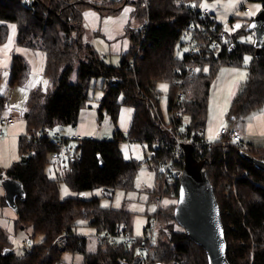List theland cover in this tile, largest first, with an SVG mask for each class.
I'll use <instances>...</instances> for the list:
<instances>
[{"label":"trees","instance_id":"obj_1","mask_svg":"<svg viewBox=\"0 0 264 264\" xmlns=\"http://www.w3.org/2000/svg\"><path fill=\"white\" fill-rule=\"evenodd\" d=\"M205 1L209 0H0V41L8 35V23L15 22L17 43L44 53L43 73L50 80L47 89L38 85L29 91L23 113L27 130L33 124L39 128L76 125L80 110L89 99L92 79L101 77L104 95L99 115L102 117L107 112L113 123H117L121 103L118 96L122 94V103L134 107L130 134L138 141L149 143L151 157L158 167L159 159L169 157L172 152L169 145L164 149L152 146L154 141L170 140L168 131L161 127L160 120L164 118L158 83L163 80L169 83L168 108L173 106L180 112L188 134L195 140H204L211 80L221 64H242L245 53L252 56L247 65L248 77L232 99L229 116L232 120L238 119L264 106V43L257 51L255 33L250 28L253 17L239 30L234 33L227 30L221 37L223 23L213 13L204 12ZM129 4L135 5L128 25L132 45L122 54L120 64H112L92 43L84 12L93 7L102 15H115ZM139 20L143 25L133 27ZM244 31L251 32L254 39L239 41L238 36ZM185 45L188 49L178 55L177 51ZM206 64L210 65V72L203 70ZM30 69L26 56L14 53L10 82L25 83ZM74 74L76 80H72ZM179 93L182 98L176 104ZM6 107L7 100L0 94V115ZM123 138L122 131L117 129L113 138L87 139L78 144L81 158L72 157L63 162L50 157L56 149L52 140L37 141L26 134L19 136L21 157H27L5 170L6 177L16 180L23 188V194L12 202L17 215L16 226L21 229L31 226L33 236L41 234L42 239L19 255L7 231L0 226V264H52L60 259L61 252L52 246L53 240L65 231L69 233L66 249L81 253V264L134 261L139 255L137 246L142 243L141 238L130 244L122 239L104 240L98 242L95 250L88 251L87 238L75 233L82 220L96 227L98 232L117 234L122 229L132 232L130 210L102 206L96 196L61 198L59 190L61 181L78 191L102 186L110 195L118 188H134L140 163L124 157L120 148ZM30 151L33 154H29ZM244 151L264 159V145L228 144L224 151L221 141L195 149L194 156L202 163L214 186L230 264H264V170L243 156ZM49 163L54 165L57 177H50ZM183 167L184 157L178 162V168ZM233 177H236V191L228 193L225 184ZM162 179L159 175L161 185ZM165 184L164 194L179 195L180 176ZM5 201L9 202L7 198ZM175 205L154 214L158 218V230L150 249L151 262L209 264L204 247L191 239L176 220ZM8 247L13 249L5 253Z\"/></svg>","mask_w":264,"mask_h":264},{"label":"rangeland","instance_id":"obj_2","mask_svg":"<svg viewBox=\"0 0 264 264\" xmlns=\"http://www.w3.org/2000/svg\"><path fill=\"white\" fill-rule=\"evenodd\" d=\"M263 5L264 0H209L205 1L203 4V6H207L210 9V12L214 14L219 22L223 23L225 29L230 33L239 30L243 23L247 22L249 18L254 17ZM244 6L250 7V10L246 11ZM88 9L95 8L90 7ZM232 17L233 23L230 22ZM138 23V26H142L141 20H139ZM237 24L240 25L239 28L235 27ZM13 25L15 26V32H13L12 29ZM238 39L241 42H246L253 40L254 36L251 32L244 31L238 36ZM9 40H11V43L9 48L5 50L4 45L9 44ZM187 49L188 47L185 45L177 51V54L181 56ZM5 52L7 54H5ZM16 52L25 55L31 65L29 78L23 84H12L10 82L13 54ZM101 52L104 53L103 55H105L107 62L120 64L122 55L120 53H112L109 42L108 48L101 49ZM251 57L250 53H245L243 63L240 65L221 64L213 76L209 86L204 119V135L206 139L210 140V135L216 136L215 139L210 141H216L221 138L219 130L220 124L223 121V123L226 124V127H230L234 123L239 124L240 126L247 124V128L255 134L260 131L263 133V138L260 140L255 138L257 139V142L254 144L264 145V114H257L258 118L253 120L251 116H247L243 120H240L239 118L232 120L229 116L232 99L228 104L226 114H224L223 117H221L220 114L225 103L229 100L225 95L229 90L228 87L233 82L232 80L238 78V74L242 72L246 73V78L240 82L243 83L246 81L248 77L247 65L250 63ZM245 58H250L247 63H245ZM44 63L45 56L41 50L32 49L17 43V25L15 22H9L8 35L3 41H0V94H2L7 100V107L4 109V114H6L10 109L9 107H11L19 113V118L13 126H3L2 129L0 128L1 131L5 132L4 136L0 135V169L2 170V173L0 174V226L7 231L11 244L19 255H23L28 246L40 242L42 235L37 234L36 236H33V229L31 226L26 229H21L16 226V210L12 205V202L5 201L6 191L2 181L6 178L5 170L11 167L15 161L21 159L22 152L19 147V136L22 134L25 135L28 132L27 120L24 118L23 113L29 91L31 88L38 85H41L44 89L48 88V82L50 80H48L43 73ZM204 69H207L206 72H210V65L206 64L203 70ZM72 80H76L75 74L72 76ZM44 81H47V84H44ZM161 85H167V90H162L160 87ZM157 88L160 91V110L165 119L168 116L169 83L163 80L158 83ZM22 89L23 91H21ZM103 95L104 90L102 78L99 77L92 79L89 89V99L81 108L76 125H63L62 130L68 135L72 133H80L83 135H94L96 139H104L113 138L115 130L120 129L124 135V138L120 140V148L124 157L127 159H137L140 163L135 177L134 188L130 190L118 188L110 195L102 186L78 191L73 189L67 182L61 181L59 188L60 197L79 196L83 198H91L96 196L100 198V204L102 206L122 207L128 209L132 212L131 231L133 235L141 237L148 227L149 218L151 215L155 216L154 214L158 211V205L152 200L154 191L163 195L161 209L167 208L171 204H176L178 202V196H172L170 193L164 194V187L159 182V175L156 171L154 160L151 157L152 150L149 148V143L138 141L136 140L135 135L132 136L130 134L134 107L122 103L123 95L120 94L118 100L121 103L119 106L117 123H113L111 116L107 112H104L102 117L99 115L98 108ZM17 105L19 107H16ZM185 121H188V117H186ZM161 127L164 128L163 125H161ZM259 127L260 130H258ZM55 128L60 129V127ZM210 129L211 132L209 131ZM245 140H247V138H245ZM13 141L15 142L14 147ZM47 171L50 177H57V172L52 163L47 165ZM224 173H226V169H224ZM165 201L168 203H165ZM75 233L87 238L88 251L95 250L98 244L96 235L100 233L97 231L96 227L89 225L86 221L82 220L80 221V224L76 226ZM137 253H139V251ZM60 259L71 261L74 264H81L83 255L65 249L61 250Z\"/></svg>","mask_w":264,"mask_h":264},{"label":"built area","instance_id":"obj_3","mask_svg":"<svg viewBox=\"0 0 264 264\" xmlns=\"http://www.w3.org/2000/svg\"><path fill=\"white\" fill-rule=\"evenodd\" d=\"M147 0H145L146 2ZM252 1V0H251ZM246 11L250 10V7L244 6ZM204 12H210V9L205 6ZM213 30V29H212ZM227 30L224 28L221 32V37L226 35ZM187 35L190 38V43H192L191 31H187ZM182 98V94H178V98L175 100V103L178 104L179 100ZM9 111L6 114L0 115V126H12L16 123L19 118V113L16 110L9 107ZM161 124L168 131L170 140L164 139L163 141H154L152 146L154 148L163 147V149L169 145L171 147L172 152L170 156L165 158H160L158 167H156V171L159 175L162 176V186L164 187L163 192L167 189L165 182L173 178H177L180 176L181 169L178 168V162L184 155V147L183 144L186 142H190L194 144V148H201L203 146H212L214 142L221 141L224 147V151H226V147L228 144H235L238 147L243 145L242 140V131L236 126L232 125L230 127H225L223 129L220 128L219 134L220 139L216 141H210L208 139H197L195 140L190 134H188V130L184 121L180 119V112L175 110L172 106L171 109L168 108V116L166 119H161ZM63 128H39L36 125H31L28 129L26 136L28 138L34 140L41 139H49L52 140L56 146V149L53 150L50 154V157L53 159H60L65 162L67 159L72 157L81 158L82 153L78 147L80 142H83L87 139L95 140L96 137L94 135H83L80 133H72L70 135L65 134L62 130ZM0 135L3 136L5 133L3 131L0 132ZM29 154H33L32 151ZM227 170V167L225 168ZM236 177H233L232 181L228 180L225 184V189L230 193L231 190L236 191ZM153 202L158 205V211L161 210V205L163 201V195L161 193L154 192L153 194ZM150 224L146 228L145 233L141 237H137L133 235L132 232L127 229H122L117 234H111L108 231L100 232L96 235L97 242H102L104 240L114 242L116 239H122L125 244H130L136 242L138 239H142V243L138 244L137 249L139 251V255L142 256V264H153L151 262L150 249L151 245L155 240L158 218L157 216H152L150 219ZM69 238L68 232H62L56 236L53 240L52 246L59 250H65L67 247ZM52 264H74L71 261H65L62 259L55 260Z\"/></svg>","mask_w":264,"mask_h":264},{"label":"water","instance_id":"obj_4","mask_svg":"<svg viewBox=\"0 0 264 264\" xmlns=\"http://www.w3.org/2000/svg\"><path fill=\"white\" fill-rule=\"evenodd\" d=\"M250 28L255 33L254 44L259 51L264 43V6L252 18ZM183 147L184 167L180 173L179 195L174 207V216L190 238L204 247L209 264H230L227 258L228 241L214 186L202 163L194 156V144L186 142ZM242 155L264 170V159L245 151ZM26 157L22 156L21 159L25 160ZM101 163L104 164L103 159ZM2 183L10 203L17 195L23 194V188L16 180L6 177ZM12 249L8 247L4 252H10ZM125 264H142V256L138 255L132 263Z\"/></svg>","mask_w":264,"mask_h":264},{"label":"crops","instance_id":"obj_5","mask_svg":"<svg viewBox=\"0 0 264 264\" xmlns=\"http://www.w3.org/2000/svg\"><path fill=\"white\" fill-rule=\"evenodd\" d=\"M134 7H135L134 4L126 5L119 13L115 15L112 14L102 15L98 9H87L84 12L85 23L87 27L90 29V32L92 34L91 41L100 53H102L101 49L108 48V42L112 53H120L122 55L123 53L127 52L130 49L132 45V40L128 33V25L130 24L131 14L134 10ZM125 9H128L129 11L126 12ZM137 24L139 23H134L132 25L133 27L140 28L141 26H138ZM237 80L238 78H235L232 81H237ZM240 81L241 80H239L238 83H236L235 87L232 89L235 92V95L244 83V82L241 83ZM230 87H232V83L228 88ZM234 96H231L230 100L233 99ZM225 97L229 99V90L225 95ZM257 114H261V115L264 114V106L260 107L259 109L253 110L252 112L246 114L245 116L239 119L243 120L247 116L248 117L251 116L253 120L255 118H258ZM233 125H236L242 131L243 144H247V143L254 144L257 142V139L255 138H258L259 140L263 138L262 135L263 133L258 131V133L255 134L254 132H252L247 128V124H245L244 126H240L239 124L234 123ZM258 130H260V127L258 128ZM245 138H247V140H245ZM249 139H255V140H249Z\"/></svg>","mask_w":264,"mask_h":264},{"label":"snow or ice","instance_id":"obj_6","mask_svg":"<svg viewBox=\"0 0 264 264\" xmlns=\"http://www.w3.org/2000/svg\"><path fill=\"white\" fill-rule=\"evenodd\" d=\"M125 11L127 12V11H129V10H128V9H125ZM235 27H236V28H239L240 25L237 24V25H235ZM12 29H13V32H15V26H14V25L12 26ZM226 30H227V29H226ZM10 43H11V40H9V44H5V45H4V49H5V50H7V49L9 48ZM5 54H7V53L5 52ZM248 59H250V58H245V63H247ZM196 71H200V70L197 69ZM204 71H207V69H204ZM245 78H246V73H242V72H241V73L238 74V80L232 82V87L229 88V100L225 103V106H224L223 109L221 110V113H220V114H221V117H223V115L226 114V112H227L228 104L230 103V98H231V96H234V95H235V92H234L232 89L235 87L236 83H238L239 80H243V79H245ZM43 83H44V84H47V81H44ZM33 86H34V85H33ZM160 87H161V89L164 90V91L167 90V85H161ZM21 91H23V89H22ZM16 107H19V106L17 105ZM225 127H226V124L223 123V121H222L221 124H220V128L223 129V128H225ZM209 131L211 132V129H210ZM217 135H218V132H217ZM215 138H216L215 135H210V136H209V139H210V140L215 139ZM14 144H15V142L13 141V147H14ZM165 203H168V202L165 201Z\"/></svg>","mask_w":264,"mask_h":264},{"label":"bare ground","instance_id":"obj_7","mask_svg":"<svg viewBox=\"0 0 264 264\" xmlns=\"http://www.w3.org/2000/svg\"><path fill=\"white\" fill-rule=\"evenodd\" d=\"M2 129V128H1Z\"/></svg>","mask_w":264,"mask_h":264}]
</instances>
